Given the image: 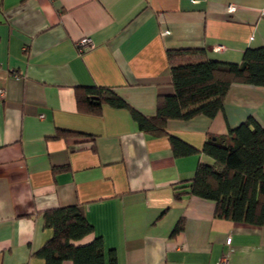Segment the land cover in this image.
Listing matches in <instances>:
<instances>
[{"label": "crops", "instance_id": "crops-1", "mask_svg": "<svg viewBox=\"0 0 264 264\" xmlns=\"http://www.w3.org/2000/svg\"><path fill=\"white\" fill-rule=\"evenodd\" d=\"M84 39L93 44L81 51ZM262 46L264 0H2L0 264H46L36 255L53 236L44 213L75 205L94 227L76 244L101 238L118 264H264V226L217 218L211 200L175 199L211 158L176 157L127 109L82 114L75 97L107 87L154 116L159 95L174 92L172 63L202 59L170 52L240 63ZM250 117L264 126V89L234 85L215 118L170 120L167 131L202 151Z\"/></svg>", "mask_w": 264, "mask_h": 264}, {"label": "trees", "instance_id": "trees-1", "mask_svg": "<svg viewBox=\"0 0 264 264\" xmlns=\"http://www.w3.org/2000/svg\"><path fill=\"white\" fill-rule=\"evenodd\" d=\"M2 0H0L1 4ZM200 52L202 59L172 63L171 76L174 92L159 95L156 114L146 116L132 107L113 89L89 86L76 87L75 97L79 112L101 116L104 106L127 109L141 131L152 136H168L174 155L186 157L204 154L212 163L200 162L193 178L174 188L176 200L196 196L216 203L217 218L264 226V126L254 117L248 118L227 135L210 136L202 151L171 136L167 131L170 120H189L198 115L211 119L221 112L226 96L234 85L264 89V46L247 48L240 63L208 59L203 50L170 52L176 55ZM76 136L60 131L56 138ZM45 225L53 231L36 255L46 264H118L114 251L106 257L101 238L78 245L93 233L94 227L86 218L81 205L50 209L44 213ZM180 220L172 236L183 230Z\"/></svg>", "mask_w": 264, "mask_h": 264}, {"label": "built area", "instance_id": "built-area-1", "mask_svg": "<svg viewBox=\"0 0 264 264\" xmlns=\"http://www.w3.org/2000/svg\"><path fill=\"white\" fill-rule=\"evenodd\" d=\"M92 41L91 39H84L80 42L79 47L81 48V51H85L87 49H89V47L92 46ZM222 48L220 46H218L217 50H221ZM1 93L3 94V91H1ZM227 261H224L223 264H226Z\"/></svg>", "mask_w": 264, "mask_h": 264}]
</instances>
